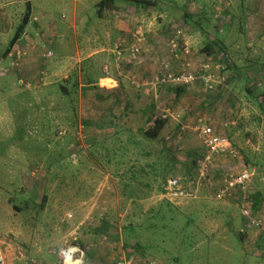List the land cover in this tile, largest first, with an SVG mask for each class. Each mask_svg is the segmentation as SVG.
I'll return each mask as SVG.
<instances>
[{"label":"rangeland","instance_id":"obj_1","mask_svg":"<svg viewBox=\"0 0 264 264\" xmlns=\"http://www.w3.org/2000/svg\"><path fill=\"white\" fill-rule=\"evenodd\" d=\"M100 1L0 0V238L3 247L12 252L20 247L27 258L22 262L13 258L9 263L63 264L62 252L76 246L75 260L83 264H264V237L247 227L234 204L212 197L211 184L219 182L218 169L226 168L227 161L207 169L209 181L199 177L205 148L193 129L195 125L217 129L213 118L217 115L226 129L236 124V102L251 109L243 99L247 94L243 81L234 83L232 72L217 69L219 56L206 61L214 90H207L212 93L207 95L210 101H205L208 114L193 116L191 112L199 110L196 101L183 108L189 102L188 93L181 89L175 93V86L169 84H152L161 64L169 62L160 59L154 75L145 77L146 85L141 87L144 92L152 89V95L134 101L136 93L130 87L124 107L130 115H123L119 108L124 102L115 100L113 93L91 96L81 87L85 80L101 75L99 66L109 63L106 71L118 66L123 54L114 45L112 60L108 57L88 65V77H80V67L84 69L87 61L98 59L101 50L114 44L104 27L114 28V19L103 13L102 18H94ZM169 1L177 7L169 10L171 20L161 19L159 30L166 32L163 28L172 26L183 38L185 30L190 31L182 22L183 12L195 13L202 4L209 19L203 26L227 33L225 44L237 47V57L248 55L246 39L235 35L238 3L243 0H198L193 6ZM257 7L264 26V1ZM28 10L27 26L4 55ZM231 17L233 25L227 32ZM158 20L151 15L128 20L129 33L140 26L146 41ZM250 32L256 38L254 30ZM171 37L162 38L168 47ZM191 37L186 40L194 44L196 38ZM124 42L129 45L126 38ZM255 49L249 55L262 62L264 37ZM36 57L44 70L27 80L19 69L25 60ZM182 64L172 67V72L181 73ZM198 68L192 72L189 67L188 72L198 77ZM260 68L248 72L255 80L247 86L255 95L264 91L256 85ZM196 82L200 81H193L186 91ZM159 92L166 93L163 101L153 96ZM152 106L167 120L153 142L139 133L151 127L147 119ZM170 180H177L180 188L192 194L191 199L167 196ZM250 192L254 212L262 214L264 180L253 177Z\"/></svg>","mask_w":264,"mask_h":264},{"label":"crops","instance_id":"obj_2","mask_svg":"<svg viewBox=\"0 0 264 264\" xmlns=\"http://www.w3.org/2000/svg\"><path fill=\"white\" fill-rule=\"evenodd\" d=\"M153 1V0H151ZM198 0H182V3L184 5H187L189 3L195 2L197 3ZM264 0H243L242 2L247 7L249 4H253L255 7H247L246 8V15L245 19L243 21V32L239 33V31L235 34L237 39L238 38H244L246 44L248 47H250V51L252 52L256 46L260 44V40L264 37V26L262 25V21L259 18V8L257 7L258 5L260 6V3L263 2ZM239 2V1H238ZM237 2V3H238ZM253 2V3H252ZM153 5L151 7L146 8V10L137 7L132 4H127L124 2H114L113 5H111L109 8H105L101 13L98 14L97 10H94V18H102L101 14L103 13L104 15L109 14V19H114V28L107 27L108 24H105V32L106 36L111 38V43L114 42L113 46L110 47L108 45V49L106 50H101L100 57L96 60H93L92 58L86 62L87 66L82 69L80 67V72L79 75L80 77H83L86 79L88 77L87 72L89 70V66H94L97 62L100 63L104 60L108 61L112 57L111 54L114 53V49L112 48L119 47L121 52L123 53L121 55V58L119 59V65L116 67L111 66L109 71H106V66H110L109 63H105L102 66H99L101 68V75H94L92 76V80H85V85H82L81 87L87 88L89 95L91 96H96V95H107L110 93H113L115 100H119L120 102H124L121 105H123L121 108L123 115H130L128 114L127 110H124L125 105L127 102L130 100L129 96V91L128 89L132 87V89L135 90V97H133L134 101H137L138 99H142L143 96H151L152 95V89L149 91H143L141 87L146 85V83L143 82V79L145 77H149L150 73H152V76L154 75L153 73L156 72L159 64L158 61L160 59H168L171 67L176 68L179 64L181 65V62L184 61L183 57L179 55V58H173L171 55V50L168 47V44H164L162 38L164 39L165 37L169 36L173 38L175 35L174 30H172V26H169L168 28L164 27L163 30H166V32H163L162 30H159V22L163 21L161 19H168L171 20L173 15L169 14L170 8L175 9L177 6L173 5L172 1L167 2V0H154ZM239 4V3H238ZM161 6H165L163 8L166 9H161ZM169 6V7H168ZM159 7V8H158ZM204 6L201 4L200 9L196 11L195 13H199ZM118 9V15H115V17L111 16L112 12ZM157 12V13H154ZM190 14V13H189ZM194 14V13H191ZM154 16V19H159L156 23L152 24L154 25V28H150L151 36L148 37V39L145 41L144 46L142 47L141 50V55L138 58L137 62H131V58L128 55V48L131 46V43L133 44V38L131 35V32L129 33L128 29V20L129 22H134L138 20L139 17L141 16ZM253 15L255 18H253ZM101 16V17H100ZM251 18V19H250ZM125 19V20H124ZM139 25V24H138ZM135 27V26H134ZM132 30V28H131ZM254 30V34L256 35L253 39L252 37V31ZM180 31V30H179ZM176 32V30H175ZM186 34L185 36L180 35L178 39L179 46L182 48L181 43L183 42V46L186 45L187 48L189 49V55L186 56L185 60L190 63V70L193 72V70L198 68V73L200 72V67L201 65L206 62L207 60H212L213 55L211 57H207L204 55L201 51L204 45V38L203 35L198 32L194 31L190 28V31L185 30ZM181 34V32H180ZM187 36H193L191 38H196V41L191 42L189 39H187ZM124 38L127 39L129 42V45H125ZM105 40V38H103ZM76 44V43H75ZM107 45V43H106ZM60 50V48H58ZM75 49L78 50V46L75 45ZM256 50V49H255ZM247 52V54H249ZM257 52V51H256ZM114 55V54H113ZM251 55V54H250ZM89 56H86L88 58ZM91 57V56H90ZM84 58V59H86ZM112 60V58L110 59ZM89 65V66H88ZM113 65V64H112ZM44 65L43 62L36 57L35 59L29 58L24 61V63L21 65V68L19 69V74L27 79V80H33L37 77L38 74H41L42 71L44 70ZM67 67H64L65 69ZM48 68L46 67V70ZM200 74V73H199ZM248 75V72H247ZM237 76L232 75L231 73V78L230 81H233L234 83H237ZM200 82H196L195 86L190 89L189 91H186L189 87L181 89L185 93H188L189 96L187 97L188 103L185 104L183 107L186 109L191 101H196L197 103V110L196 112H191V109L188 111L193 114V116H199L202 114H208V112H204V107L207 103L205 101H210V98L207 97L208 94L203 81L199 80ZM84 83V82H83ZM215 83V82H214ZM218 88V87H217ZM172 89V88H171ZM180 88L174 87L173 90L174 92H178ZM200 89V93L199 90ZM214 90V88H213ZM198 92V93H197ZM220 93V92H219ZM199 94L200 96H198ZM158 95V96H157ZM166 93L165 92H159L158 94H154L153 96L156 97V99H159V101H163ZM255 95V94H254ZM237 97V96H236ZM255 96H249L247 94L244 95L243 99L246 100V103L248 107L250 106L251 109L247 108V106L242 105V103L236 102V110H235V116L236 119L239 120L236 122V124H232L233 126L229 129L222 127L221 123L219 122V116L217 115L216 117L213 116V118L216 119L215 123V132L219 134H224L229 141L233 144V146L236 148L238 153L240 154L241 161L250 169V171L253 173L254 178L257 179H263L264 180V105L262 109H257L255 106H253V100ZM238 103V104H237ZM264 103V101H263ZM208 106V105H207ZM239 107V108H237ZM243 108V109H242ZM124 110V111H123ZM207 110V109H205ZM168 112V111H167ZM174 112V110H173ZM135 113V111H134ZM216 115V114H213ZM154 116H160L157 115V112H154ZM150 117V116H149ZM163 117V116H161ZM164 118V117H163ZM192 120L189 121L191 123ZM235 122V121H233ZM239 123V124H238ZM151 124V123H148ZM235 125V126H234ZM217 126V127H216ZM226 126V125H225ZM227 127V126H226ZM144 131V130H143ZM245 140V141H244ZM93 141V138H92ZM250 153L252 155H250ZM258 157L262 158L263 161H261ZM253 161H252V160ZM227 163L224 165L226 169L231 167L233 164L229 160H225ZM224 162V161H222ZM260 166L261 169H253V167L249 166ZM259 196H261L259 194ZM245 222V221H244ZM4 245V244H3ZM6 248L4 246L2 249L4 251L6 260L8 262H13V252L12 250Z\"/></svg>","mask_w":264,"mask_h":264},{"label":"built area","instance_id":"obj_3","mask_svg":"<svg viewBox=\"0 0 264 264\" xmlns=\"http://www.w3.org/2000/svg\"><path fill=\"white\" fill-rule=\"evenodd\" d=\"M180 35V31L176 30L175 35L169 42V48L173 58H179V55L184 58L180 69L182 72L179 74L173 73L169 62L162 63L159 74L152 79V84H169L175 87L187 88L191 86L193 81L202 80L206 90H213L214 81H212L210 75L207 74L210 67L207 62L201 65L198 77H195L188 72L190 63L186 61L185 58L189 55V49L186 45L182 48L179 46L178 39ZM132 38L133 44L129 48V55L132 60H136L145 42V37L140 26H135ZM116 54L119 58L120 52H117ZM51 55L52 54L50 52L47 53V57H51ZM225 64L228 66V62H225L223 64H219L217 69L219 71L224 69ZM256 84L264 90V67L260 71ZM193 129L198 132L201 142L205 148V156L199 165V177L201 179L207 181V169L215 166L218 167V163L220 161L229 160L233 164L228 169H218V173L220 174L219 182L216 183L215 181L211 184L214 187L212 195L213 199L218 202H228L234 204L247 227L249 229L256 230L260 236L264 237V211L262 214H257L254 212L251 204L250 190L254 177L253 173L243 163V161H241L240 154L224 134L215 132L209 125H195ZM166 187L167 188L165 190L167 192V196L180 200L191 199L192 197L190 192H186L180 188L177 180L168 181ZM3 244L4 241L0 238V264H10L6 260L2 249ZM69 248H75V250L72 249L70 254H67V249L64 250L60 261L63 264H83L81 261L75 260V254L78 253L77 248ZM13 256L16 262L27 260L22 248L17 246L13 247ZM68 256H70V258H68ZM116 264L123 263L119 262Z\"/></svg>","mask_w":264,"mask_h":264},{"label":"trees","instance_id":"obj_4","mask_svg":"<svg viewBox=\"0 0 264 264\" xmlns=\"http://www.w3.org/2000/svg\"><path fill=\"white\" fill-rule=\"evenodd\" d=\"M116 1H120V2H124L127 4H132L135 5L137 7L140 8H148L151 7L154 3L151 0H102L97 4V11H103L105 8L111 6L114 4V2ZM195 2L189 3L187 4L188 6L191 5H195ZM185 5V6H187ZM246 4H244L243 2L240 1L239 5H238V17H234L235 21L237 22L236 27L238 28L239 33L243 32V27L244 25L242 24L244 19H245V15H246V8L245 7ZM29 11V10H28ZM29 15H30V11L27 12L25 14V16L22 19L21 25L17 28L16 33L13 37V39L11 40V42L8 45L7 50H5V54L7 55L10 50L12 49V47L15 45V43L19 40L20 36L22 35L25 27L28 24L29 21ZM240 15V16H239ZM208 16H206L205 14V10L204 8H202V10L199 13H194V14H189L188 12H183V16H182V22L184 24H186L187 26H189V28H191L194 31H198L203 35L204 38V46L201 49L202 53L204 55H206L207 57H211L213 55L214 56H219V64H223V63H227L228 62V66L225 64V68L220 70L222 73L223 71L225 73L232 72V75L237 76L239 81H243L244 83V92L247 93V95L249 96H255L252 100L253 105L255 106V108L262 109L264 103V91L262 93L259 94H255V92L253 90H251L250 88H248L247 83L248 81H254L255 78H250L247 75V72H249L252 68H255L256 66L261 67V69L264 67V56L262 59V62L258 61V58H251V55H244V56H236L234 48H237L235 45H227L225 44V36L227 33H224L223 35H221L222 33L220 32V30H215V31H209L205 26H203V22H208L209 19L207 18ZM232 21H230L229 24L226 25L225 30L228 32L230 30V28L233 25V17H231ZM225 31V32H226ZM246 43L244 44V46L246 47ZM235 46V47H234ZM248 49V48H246ZM211 60V59H210ZM208 61V60H207ZM260 71L258 72L257 75V79L256 82L258 80ZM253 77V76H252ZM257 85V84H256ZM258 86V85H257ZM183 89V88H180ZM148 123H151V127L144 130V131H140V135L149 140V141H155L158 139L161 131L164 129V127L167 124V120L161 118L160 116H154V107L152 106V116H150L147 119ZM231 142V141H230ZM233 145V144H232ZM194 165H196V163H194ZM126 230L128 231H133V228L131 226H127Z\"/></svg>","mask_w":264,"mask_h":264},{"label":"bare ground","instance_id":"obj_5","mask_svg":"<svg viewBox=\"0 0 264 264\" xmlns=\"http://www.w3.org/2000/svg\"><path fill=\"white\" fill-rule=\"evenodd\" d=\"M72 249H74V250H75V248H71L70 250L66 251V252H67V254H70V253H71V251H72ZM70 256H71V255H70ZM70 256H68V258H70Z\"/></svg>","mask_w":264,"mask_h":264},{"label":"water","instance_id":"obj_6","mask_svg":"<svg viewBox=\"0 0 264 264\" xmlns=\"http://www.w3.org/2000/svg\"><path fill=\"white\" fill-rule=\"evenodd\" d=\"M72 247H76V246H72ZM77 248V247H76Z\"/></svg>","mask_w":264,"mask_h":264}]
</instances>
